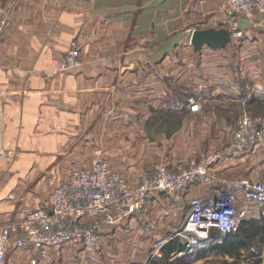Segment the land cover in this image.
<instances>
[{
	"label": "crops",
	"instance_id": "obj_1",
	"mask_svg": "<svg viewBox=\"0 0 264 264\" xmlns=\"http://www.w3.org/2000/svg\"><path fill=\"white\" fill-rule=\"evenodd\" d=\"M3 19L0 222L25 217L71 171L100 160L131 185L146 164H186L217 146L209 123L227 120L226 103L264 104V14L241 18L234 37L225 0H0ZM202 29L216 30L221 46L195 49L192 32ZM73 40L82 65L62 71ZM194 101L201 108L191 112ZM259 148L224 156L182 200L151 192L152 226L126 216L104 226L96 250L66 244L59 263L184 264L191 256L148 259V250L182 222L191 198L238 190ZM31 258L12 246L3 264Z\"/></svg>",
	"mask_w": 264,
	"mask_h": 264
},
{
	"label": "built area",
	"instance_id": "obj_2",
	"mask_svg": "<svg viewBox=\"0 0 264 264\" xmlns=\"http://www.w3.org/2000/svg\"><path fill=\"white\" fill-rule=\"evenodd\" d=\"M259 14H264V0H225V23L234 37L242 35L238 28L241 18L253 23ZM7 26L8 20L3 19L0 39ZM81 65L80 48L73 40L59 68L73 71ZM200 108L198 102L189 104L191 112ZM263 142L264 120L243 114L223 151L207 152L191 158L186 164L158 166L153 171L144 172L135 185L129 184L106 160L74 169L41 206L21 219L0 222V264L4 263L12 246L31 251V264H37L38 259L34 256L44 249L60 251L68 243L96 250L105 225H112L126 216L146 218L149 215L151 192H158L167 199L182 200L188 188L209 176L211 168L224 155L247 152ZM188 204L180 225L153 245L151 259H161L164 246L175 238L184 244L177 255L184 256L193 254L203 240L210 238L214 229L221 233L235 232L242 219L256 215L264 208V184L244 178L239 181L238 190L219 191L209 198L194 197Z\"/></svg>",
	"mask_w": 264,
	"mask_h": 264
},
{
	"label": "rangeland",
	"instance_id": "obj_3",
	"mask_svg": "<svg viewBox=\"0 0 264 264\" xmlns=\"http://www.w3.org/2000/svg\"><path fill=\"white\" fill-rule=\"evenodd\" d=\"M240 94L242 93L240 92ZM224 106H227V108L229 109L227 120L226 121L225 120L224 121L214 120L209 123L210 128L213 129V134H217V136L214 138L217 141L216 143L217 146H215L214 150L212 151H223L228 146V142L231 138L232 132L236 127L237 120L241 115L248 114L252 117H257V118H261L264 120V104L257 103V104L249 105V104H242V103H230L229 101ZM258 146L260 148L257 149L256 155L252 159H248L245 165V167L248 168L246 175L249 176L251 174L248 177L249 179L252 178V180L260 181L264 184V142ZM146 153H148V151H146ZM151 153L153 154L154 151L152 150ZM224 156H227V154ZM148 165L149 164H146V167L144 165V167L142 168L143 170L141 169V173L149 172L150 170L153 171V169H150L151 167H149ZM131 172L133 171L128 170V175L126 177L130 179L131 178L136 179V177L133 175L134 173H131ZM141 218L143 219L142 221L144 223L146 222L147 225L149 224L150 226H152V220L149 215L146 218L145 217H141ZM174 228H172L170 232ZM170 232L166 233L161 238L168 236ZM157 241H158L157 239L154 240V243L152 244L151 248L148 250L149 251L148 259L151 258L150 257L151 249ZM203 245L204 244L202 243L201 246ZM43 252L38 253L34 256L38 259L37 264H42V260L46 258L48 259L51 258L52 260H55L54 261L55 264H61L59 263L58 260L62 261L63 258L65 257L64 256L65 254L62 252V250L54 251L46 255ZM82 258H85V261L90 259L89 256L88 257L87 256L77 257V255H73V256H68V259H66L67 261L65 262V264H82V261H81ZM186 259L188 261H186ZM186 259H184V264H228L232 261V258H230L228 255H223L218 252L208 253L205 258H201V259H196L193 257H188ZM239 264H248V262L245 259H242L240 260Z\"/></svg>",
	"mask_w": 264,
	"mask_h": 264
},
{
	"label": "trees",
	"instance_id": "obj_4",
	"mask_svg": "<svg viewBox=\"0 0 264 264\" xmlns=\"http://www.w3.org/2000/svg\"><path fill=\"white\" fill-rule=\"evenodd\" d=\"M179 240L175 238L164 246L162 258H167L170 254L175 255L183 249L184 244ZM202 243L204 245L189 256L201 259L208 253L218 252L232 258L228 264H239L242 259L248 264H264V208L259 209L256 215L242 219L235 232L221 233L214 229L210 238ZM179 261L180 259H177L176 263Z\"/></svg>",
	"mask_w": 264,
	"mask_h": 264
},
{
	"label": "water",
	"instance_id": "obj_5",
	"mask_svg": "<svg viewBox=\"0 0 264 264\" xmlns=\"http://www.w3.org/2000/svg\"><path fill=\"white\" fill-rule=\"evenodd\" d=\"M191 44L195 49H200L204 44L218 48L221 46L219 33L214 29L194 30L191 35Z\"/></svg>",
	"mask_w": 264,
	"mask_h": 264
}]
</instances>
